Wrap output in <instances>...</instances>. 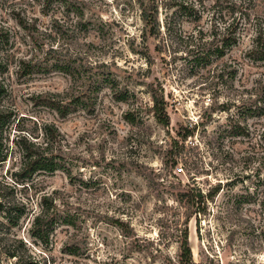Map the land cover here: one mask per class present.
<instances>
[{"label": "rangeland", "instance_id": "1", "mask_svg": "<svg viewBox=\"0 0 264 264\" xmlns=\"http://www.w3.org/2000/svg\"><path fill=\"white\" fill-rule=\"evenodd\" d=\"M167 1L0 0V24L10 33L4 73V103L15 113L10 140L18 121L26 129L54 123L66 137L61 156L72 176L57 170L16 185L34 210L40 193L63 190L72 224L60 223L45 244L31 236L30 215L14 227L0 215V264H14L5 252L15 237L39 264H176V229L188 216L194 264H264L258 205L237 211L253 218L254 230L216 217L264 170V113L252 112L264 106V59L248 56L254 37L247 26L224 56L197 67L188 50L199 27L210 30L211 11L173 23L172 39L164 28L174 9ZM146 7L155 20L143 16ZM250 13L264 26V0H253ZM23 58L34 64L30 72L20 67ZM116 89L127 98L116 100ZM153 96L168 126L156 121ZM48 97L63 99L65 116L43 105ZM235 124L240 135L229 131ZM19 163L12 153L0 179L12 183ZM217 182L223 188L204 213L178 201L193 184L207 191ZM116 218L128 225L129 238ZM69 248L76 253H65Z\"/></svg>", "mask_w": 264, "mask_h": 264}, {"label": "trees", "instance_id": "2", "mask_svg": "<svg viewBox=\"0 0 264 264\" xmlns=\"http://www.w3.org/2000/svg\"><path fill=\"white\" fill-rule=\"evenodd\" d=\"M164 0H161L163 2ZM168 7H173L171 19L164 28L167 34L174 39L175 28L182 17H188L193 21H199L203 17V12L211 11L208 17L210 22V30L198 28V38L195 45L190 47L188 51L194 56L195 65L202 67L211 62L212 58H220L238 44L247 26L253 31L252 48L248 51V56H254V59H264V26L258 18L251 17L250 10L253 7V0H169ZM210 2V4L208 3ZM153 3V2H152ZM208 4V5H207ZM141 5H143L141 3ZM151 7L157 6L149 4ZM152 9H149V11ZM148 8H144L143 16L150 20H155L153 10L147 12ZM148 13V14H147ZM176 23V24H175ZM173 34V35H171ZM207 37V38H206ZM192 36H187V39ZM171 39V40H172ZM10 44V33L7 28L0 24V165L5 163L12 153L19 155V167L10 178L11 182L0 179V215L12 227L17 226L23 218L30 215V234L42 243H49V237L53 234L57 226L62 224H72L71 214L67 212L69 201L66 199L65 192L61 189H53L51 192H43L39 194L38 206L34 210L30 203L24 198L17 196L16 185L26 184L31 182L33 178L40 173H54L57 170H64L67 173L68 179L71 180V172L65 163L62 161L61 154L63 147L69 148L66 143L65 135L52 122H34L35 127L30 129L24 128L22 121L17 122L15 128L16 134L10 140L12 123L15 119V113L12 107L4 103L9 89L4 79V73L8 69L7 56L5 54L6 47ZM191 44H189L190 46ZM20 64L26 72H30L34 64L26 59H21ZM113 97L116 100H125L127 92L121 89L113 90ZM59 96V95H58ZM59 98H45L42 100L43 105L53 108L58 114L65 116L69 110L68 105L63 104ZM152 112L156 121L163 126H168L169 119L163 113L162 107H159L158 99L153 96ZM253 113L262 115L264 106L255 105ZM39 131V132H38ZM230 133L240 135L242 133L241 126L235 124L231 126ZM264 141V130L262 132ZM14 146V147H13ZM233 184L227 181L226 185ZM253 187H247L245 195H240L234 198L230 208L225 210H216V217L221 215L227 217L228 223L234 227H241V223L245 222V228L249 230L257 229L253 222V218H245L237 211L244 204H256L260 208V214H264V170L256 172L253 181ZM223 188L221 182L211 185L207 191H203L193 184L188 190H183L180 193L179 200L187 204L188 209H194V212L204 213L208 210V204L213 201L215 195ZM195 214L196 233L198 238H201L200 220ZM191 216L184 220V226L176 229L177 239L179 243V253L177 255L176 264H194L192 260V252L188 242V222ZM217 217V218H218ZM224 218V217H223ZM28 221V222H29ZM116 225L122 229V235L126 238L130 237V229L122 220L116 218ZM2 224V221L0 222ZM14 244L5 252L10 258L14 259V264H39V259L34 257L32 253H28L25 249L22 240L15 237ZM24 249L21 252V249ZM64 250L66 253L74 254L75 249Z\"/></svg>", "mask_w": 264, "mask_h": 264}]
</instances>
